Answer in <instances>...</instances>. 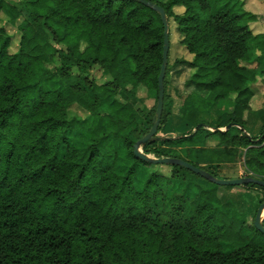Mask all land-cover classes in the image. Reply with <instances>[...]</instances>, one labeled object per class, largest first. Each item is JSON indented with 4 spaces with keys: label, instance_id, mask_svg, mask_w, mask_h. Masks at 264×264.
<instances>
[{
    "label": "trees",
    "instance_id": "16d2710c",
    "mask_svg": "<svg viewBox=\"0 0 264 264\" xmlns=\"http://www.w3.org/2000/svg\"><path fill=\"white\" fill-rule=\"evenodd\" d=\"M145 1L175 23L192 56L188 85L205 95L182 102L188 130L142 152L214 178L240 157L264 182V112L250 109L264 34L249 29L244 0ZM162 46L159 15L135 1L0 0V264H264V235L220 201L231 187L133 155L155 119ZM169 70L157 133L171 123ZM253 123L259 133L247 136ZM175 141L199 147L176 155L165 149ZM241 188L257 211L264 188Z\"/></svg>",
    "mask_w": 264,
    "mask_h": 264
},
{
    "label": "rangeland",
    "instance_id": "374dc122",
    "mask_svg": "<svg viewBox=\"0 0 264 264\" xmlns=\"http://www.w3.org/2000/svg\"><path fill=\"white\" fill-rule=\"evenodd\" d=\"M244 9L248 13L254 15L255 21L249 26L252 27L253 32H264V0H244ZM174 14L181 15L183 9L174 8L172 10ZM183 14V13H182ZM169 39H170V48H169V75L167 77V88L166 95L168 96L171 107H170V125L164 129L163 131L157 133V137L166 138L175 140L178 137V134L182 132V130H188L187 128L182 126L181 120V105L184 98L191 94L197 93L200 95H205L203 91L197 90L191 85H188V81L193 74V70H191L185 62H191L192 57L187 54L185 49L180 45L181 36L176 30L175 23L172 19H169ZM1 26H4L6 31L10 35H14L13 47L11 49L14 52L15 45H17V36L15 35V31L5 23H1ZM100 74H94L95 77H99ZM255 91V96L251 100L250 109L254 112L257 110H262L264 112V83L258 81V83L253 87ZM140 97L143 99V103L141 104L146 110H151L155 106V99L146 97V94L141 92ZM106 106H102L101 112L105 111ZM79 115H81L79 113ZM253 115L250 116V119ZM260 124L253 123L249 124L245 130L246 135L257 136L259 133ZM190 135L194 134V129H192ZM190 135H184L188 137ZM195 147H199V145L186 144L185 142L178 144L177 141L173 144H169L165 146V149L171 151L172 153L178 155V153L183 154L188 149H195ZM220 170L217 172L218 180H234L242 177H247L244 173V169L242 167V160L240 157L235 159H227L224 162L220 163ZM121 167V166H120ZM166 170V169H165ZM167 171V170H166ZM207 183V182H206ZM205 182H201L200 186L202 188H208V184ZM230 188V187H229ZM255 192H250V195H255ZM248 194L241 187H231V189L225 190L221 195L220 201L222 203L232 202L237 207V210L241 214H245L249 221L254 219L256 210L246 199L245 195ZM259 194V193H258ZM259 197L261 195H258ZM233 248H225L224 252H228Z\"/></svg>",
    "mask_w": 264,
    "mask_h": 264
},
{
    "label": "water",
    "instance_id": "95a60500",
    "mask_svg": "<svg viewBox=\"0 0 264 264\" xmlns=\"http://www.w3.org/2000/svg\"><path fill=\"white\" fill-rule=\"evenodd\" d=\"M135 1L137 3H140L148 8H151L154 12H156L161 20L162 26H163V46H162V55H161V65L159 69V75L157 78V105H156V111H155V119L152 123V126L149 130V132L141 138L133 147V155L137 158L142 160L143 162L152 164V165H170V166H177L181 167L191 173H193L196 176H199L204 181L211 183L213 185L221 186V187H242L244 185L253 184L259 187L264 188V182L259 181L257 179L251 178V177H242L239 179L234 180H218L217 178H214L212 175L207 173L206 171L194 167L193 165L182 161L180 159H174V158H161L156 159L150 155H145L141 148L146 143L160 140L161 138L157 137V129L161 120L162 111H163V100H164V79L166 76V70L168 65V56H169V48H170V39H169V25L168 21L165 16V12L161 7L154 6L150 2H146L145 0H131ZM232 125H229L224 130L217 129L215 131L218 132H225L231 128ZM200 126L198 125L194 132L198 131ZM214 131V130H213ZM248 136V135H247ZM263 220H264V203H262L255 214V217L253 219V227L254 229L259 232L260 234L264 235V227H263Z\"/></svg>",
    "mask_w": 264,
    "mask_h": 264
},
{
    "label": "crops",
    "instance_id": "0c3cea01",
    "mask_svg": "<svg viewBox=\"0 0 264 264\" xmlns=\"http://www.w3.org/2000/svg\"><path fill=\"white\" fill-rule=\"evenodd\" d=\"M174 8H181V9H183L182 7H174ZM174 8H173V10H174ZM244 10H245V9H244ZM183 12H184V9H183ZM183 12H182V13H183ZM246 12H247V11H246ZM182 13H181V14H182ZM247 13H248V12H247ZM249 14H250V13H249ZM251 15H252V14H251ZM253 16H254V15H253ZM253 23H254V22H252V24H253ZM250 24H251V23H249V25H250ZM249 25H248V26H249ZM249 29L251 30V32H252L254 35H261V34H264V32H262V33H260V32H253V31H252L253 29H252V27H250V26H249ZM187 54H188V53H187ZM188 55H189V54H188ZM189 56H191V55H189ZM191 57H192V56H191ZM195 93H196V92H195Z\"/></svg>",
    "mask_w": 264,
    "mask_h": 264
}]
</instances>
